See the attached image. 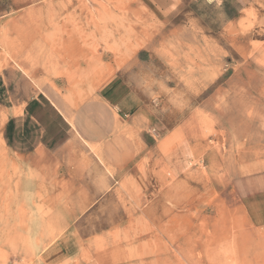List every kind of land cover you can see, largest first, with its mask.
I'll return each instance as SVG.
<instances>
[{"label":"rangeland","instance_id":"1","mask_svg":"<svg viewBox=\"0 0 264 264\" xmlns=\"http://www.w3.org/2000/svg\"><path fill=\"white\" fill-rule=\"evenodd\" d=\"M37 92L79 183L4 136ZM0 264H264V0H0Z\"/></svg>","mask_w":264,"mask_h":264},{"label":"crops","instance_id":"2","mask_svg":"<svg viewBox=\"0 0 264 264\" xmlns=\"http://www.w3.org/2000/svg\"><path fill=\"white\" fill-rule=\"evenodd\" d=\"M123 96L124 88L113 87L105 93L107 102L101 103L129 116L135 106L119 104ZM61 108L46 94L37 92L24 102L21 116L13 118L4 136L14 144L15 155L21 158L24 167L39 172H65L79 183L85 172V155L76 148L75 134L81 136V131ZM36 187L40 185L37 183Z\"/></svg>","mask_w":264,"mask_h":264},{"label":"trees","instance_id":"3","mask_svg":"<svg viewBox=\"0 0 264 264\" xmlns=\"http://www.w3.org/2000/svg\"><path fill=\"white\" fill-rule=\"evenodd\" d=\"M226 14L227 17L232 18L237 14V10H229Z\"/></svg>","mask_w":264,"mask_h":264},{"label":"bare ground","instance_id":"4","mask_svg":"<svg viewBox=\"0 0 264 264\" xmlns=\"http://www.w3.org/2000/svg\"><path fill=\"white\" fill-rule=\"evenodd\" d=\"M259 66V65H258ZM261 75V74H260ZM249 86V85H248Z\"/></svg>","mask_w":264,"mask_h":264}]
</instances>
